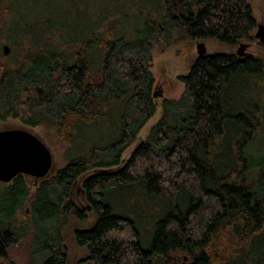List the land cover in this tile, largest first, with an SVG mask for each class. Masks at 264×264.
<instances>
[{
  "label": "trees",
  "instance_id": "obj_1",
  "mask_svg": "<svg viewBox=\"0 0 264 264\" xmlns=\"http://www.w3.org/2000/svg\"><path fill=\"white\" fill-rule=\"evenodd\" d=\"M255 28L251 0H0V122L52 130L65 156L5 186L0 264L18 244L67 264L66 228L93 264H264V42L236 52ZM198 39L228 49L158 105L153 49Z\"/></svg>",
  "mask_w": 264,
  "mask_h": 264
},
{
  "label": "rangeland",
  "instance_id": "obj_2",
  "mask_svg": "<svg viewBox=\"0 0 264 264\" xmlns=\"http://www.w3.org/2000/svg\"><path fill=\"white\" fill-rule=\"evenodd\" d=\"M251 8L256 23L264 21V0H251ZM256 29L257 24L253 34L256 32ZM4 40L5 37L0 39V41ZM197 42H203L207 52L228 49L225 45L211 39H198L195 42L189 44V46L185 43H179L171 47L164 48L161 46H156L153 49L151 70L155 77L156 91L161 94L156 97V102L158 105L163 97L176 98L182 93L184 86L183 83L178 79V76L180 74L187 73L191 67L193 59L197 55ZM242 42L248 43L247 47L244 48L246 53L257 55L262 52V49L258 44V42H261L259 38H255V40L252 41L243 40ZM186 46H188L187 50ZM0 48H2V45H0ZM10 50L11 49L8 48L7 54L10 52ZM159 114L160 108L158 107L156 114L152 116L142 128L139 138H142L145 135L151 125L154 124V122L158 119ZM6 128H26L32 131L47 145L53 157L52 168L48 175L53 174L59 167L64 165L65 156L63 153V147L59 141V138L52 130L47 129L44 126L26 127L18 119L13 118H9L6 121L0 122V129ZM137 141L138 140H136L124 151L122 155L124 160L130 156L131 152L137 145ZM109 170L111 169H108V171ZM23 179L27 185L32 186L33 189L36 188V185H32L35 182V179L32 176L23 175ZM12 183L13 179L10 182L0 181V205L3 204L2 199L8 192V189L5 186ZM76 200L77 203H80L81 201L79 198ZM5 205L8 210H11L10 202L6 203ZM28 212L29 205L27 201L22 202L20 208H16V214L14 213V218L16 217V226H20L19 224L24 220V214H27ZM30 235L27 236V240L29 239ZM63 238L67 253V264H93L92 261L87 259V249L84 246H79L74 242L71 230L69 228L64 230ZM27 240L26 242H28ZM24 246L25 244H18L17 246L12 247L9 250L7 259L3 261L2 264H27L29 255L31 254L26 250L23 251ZM32 254L34 255V253ZM41 259L42 258L39 259L38 256L35 257V263L40 262Z\"/></svg>",
  "mask_w": 264,
  "mask_h": 264
},
{
  "label": "water",
  "instance_id": "obj_3",
  "mask_svg": "<svg viewBox=\"0 0 264 264\" xmlns=\"http://www.w3.org/2000/svg\"><path fill=\"white\" fill-rule=\"evenodd\" d=\"M255 37L264 41V25L257 24ZM246 43L240 42L236 48L238 55L245 53ZM199 56L208 54L203 42L196 43ZM4 52L8 46L4 45ZM161 95L154 88L153 96ZM53 164L52 154L47 145L26 128L0 129V181L10 182L18 174L32 176L37 182L46 177Z\"/></svg>",
  "mask_w": 264,
  "mask_h": 264
},
{
  "label": "flooded vegetation",
  "instance_id": "obj_4",
  "mask_svg": "<svg viewBox=\"0 0 264 264\" xmlns=\"http://www.w3.org/2000/svg\"><path fill=\"white\" fill-rule=\"evenodd\" d=\"M256 24L264 25V21L258 22V23H256ZM254 34H255V33H254ZM254 37H255V35H254ZM255 38H257V37H255ZM263 42H264V41H263ZM246 44H248V43H246ZM82 206H84V205H82ZM85 208H87V210L90 211V206H89V205H87Z\"/></svg>",
  "mask_w": 264,
  "mask_h": 264
}]
</instances>
